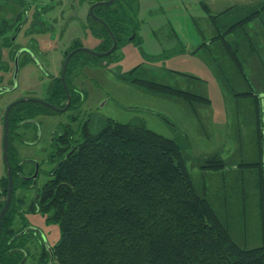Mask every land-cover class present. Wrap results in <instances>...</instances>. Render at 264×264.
<instances>
[{
    "label": "rangeland",
    "instance_id": "374dc122",
    "mask_svg": "<svg viewBox=\"0 0 264 264\" xmlns=\"http://www.w3.org/2000/svg\"><path fill=\"white\" fill-rule=\"evenodd\" d=\"M22 1L30 7L27 23L35 19L43 3L47 11L38 19L54 28L33 42L36 37L33 41L24 38V25L17 42L35 50L38 44L47 53H37L34 61L20 68L17 88L6 94L9 98L27 90L39 94V80L59 74L62 52L74 40L93 50L99 45L88 27L92 17L87 1ZM138 1L140 44L133 38L103 57L92 58L83 52L84 65L68 73V80L81 92L80 109H70L60 117H67L72 132L84 124L98 130L112 119L143 123L177 139L183 144L196 191L207 198L231 238L246 249L264 245V0ZM13 14L14 9L0 5V19L10 20ZM218 35L224 42L215 38ZM8 45L4 41L0 47L1 64L8 59ZM137 78L209 101L191 105L174 94L147 90L134 81ZM58 119L59 115L49 118L43 125L44 135L56 128ZM214 156L222 159V168L202 167ZM34 193L16 192L18 198H25L21 209L29 208ZM44 217L27 214L30 223L40 227L54 245L60 238L58 223H47Z\"/></svg>",
    "mask_w": 264,
    "mask_h": 264
},
{
    "label": "trees",
    "instance_id": "16d2710c",
    "mask_svg": "<svg viewBox=\"0 0 264 264\" xmlns=\"http://www.w3.org/2000/svg\"><path fill=\"white\" fill-rule=\"evenodd\" d=\"M85 1L89 5L101 0ZM0 3L14 9L12 19H0V38L9 43L12 35L8 33L26 22L30 7L22 0ZM40 7L34 13L37 19L47 11L46 4ZM138 8V0H113L93 7V13L114 34L115 50L132 34L133 41L140 44ZM88 27L99 40L96 50L112 45L100 21L90 18ZM215 38L223 40L220 35ZM81 44L74 40L72 46ZM224 45L228 49L229 44ZM82 53L72 56L67 73L84 65ZM134 81L147 90L174 94L191 105L209 101L156 81ZM69 132L66 156L37 192L32 206V210L46 215L48 222L58 223L60 229V238L52 245L51 264H264V245L240 247L207 198L196 191L180 141L143 123L112 119L98 130L84 124ZM202 167L220 169L223 162L214 156ZM11 210L16 211L13 206ZM12 217L8 213L3 218L2 236L12 226ZM12 260L0 247V264Z\"/></svg>",
    "mask_w": 264,
    "mask_h": 264
},
{
    "label": "flooded vegetation",
    "instance_id": "af4514ba",
    "mask_svg": "<svg viewBox=\"0 0 264 264\" xmlns=\"http://www.w3.org/2000/svg\"><path fill=\"white\" fill-rule=\"evenodd\" d=\"M35 19L30 23L22 22L12 30L9 45L5 46L8 48V59L4 61V64H1L0 60V211L7 200L8 191L11 192L1 218L0 247L13 259L9 264H51L52 245L49 244L41 228L30 223L27 214H40L39 211L32 210L30 206L36 203L37 192L53 174L61 157L66 156L68 119L60 116L70 109L76 108V111H79L81 106V92L68 80V63L64 73L67 90L61 79V65L58 75H50L43 82V78L39 80L41 86L39 94L27 90L28 92L23 91L18 96L7 97V92L17 88L20 68L34 61L37 53H47L38 44L35 50L17 42V37L24 25H26L24 38L28 36L26 41H33L32 39L36 37V41L33 42H38V38L45 36L50 29L54 28L51 24L43 25L41 19L34 22ZM2 41L1 39L0 47H3L4 41ZM81 46L71 45L64 49L62 64L70 51ZM78 52L86 51H76L69 57V60ZM41 68L44 73L49 74L44 67ZM72 70H74L73 67ZM68 94L70 96L69 106H67ZM58 115L56 128L48 129L47 135H44L43 125L49 122L50 117ZM17 191L35 192L33 204L31 202L28 205L29 208L21 209V206L25 204V198H18ZM12 206L16 211H10ZM8 213L13 216L12 226L2 236L3 218ZM44 219L48 223L46 217ZM4 238L7 239L3 241Z\"/></svg>",
    "mask_w": 264,
    "mask_h": 264
},
{
    "label": "water",
    "instance_id": "95a60500",
    "mask_svg": "<svg viewBox=\"0 0 264 264\" xmlns=\"http://www.w3.org/2000/svg\"><path fill=\"white\" fill-rule=\"evenodd\" d=\"M113 0H101V1H96L92 4L89 5V16L100 21L104 27L107 29L108 33L110 34V37L112 39V45L107 49V50H103V51H99V50H93V49H90V48H87V47H84V46H81V47H78V48H75L73 49L72 51H70L67 56L65 57L64 59V62L62 64V74H61V79H62V83L64 85V88L65 90H67V87H66V84H65V80H64V73L66 71V67H67V63H68V60H69V57L75 53L76 51H79V50H83V51H86V52H89L95 56H100V57H103V56H106L108 54H110L111 52H113L117 46V40L114 36V34L112 33V31L109 29L108 25L100 18L98 17L97 15H95L93 13V7L96 6V5H99V4H109L111 3ZM134 38V34H132L130 37H129V41L132 40ZM17 61V60H16ZM69 103H70V96L68 94V102H67V106H69ZM264 105V104H263ZM7 114V112H6ZM263 121H264V106H263ZM7 131V130H6ZM5 148H6V132H5V135H4V152H5ZM5 154V153H4ZM10 194L11 192L8 191V195H7V200L4 204V206L2 207L1 211H0V226H1V218H2V215L7 207V204H8V201H9V197H10Z\"/></svg>",
    "mask_w": 264,
    "mask_h": 264
},
{
    "label": "crops",
    "instance_id": "0c3cea01",
    "mask_svg": "<svg viewBox=\"0 0 264 264\" xmlns=\"http://www.w3.org/2000/svg\"><path fill=\"white\" fill-rule=\"evenodd\" d=\"M99 41V40H98ZM99 43V42H98Z\"/></svg>",
    "mask_w": 264,
    "mask_h": 264
},
{
    "label": "bare ground",
    "instance_id": "6f19581e",
    "mask_svg": "<svg viewBox=\"0 0 264 264\" xmlns=\"http://www.w3.org/2000/svg\"><path fill=\"white\" fill-rule=\"evenodd\" d=\"M82 45V44H81Z\"/></svg>",
    "mask_w": 264,
    "mask_h": 264
}]
</instances>
